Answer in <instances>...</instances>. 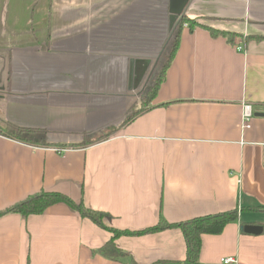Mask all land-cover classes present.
<instances>
[{
	"label": "crops",
	"instance_id": "crops-1",
	"mask_svg": "<svg viewBox=\"0 0 264 264\" xmlns=\"http://www.w3.org/2000/svg\"><path fill=\"white\" fill-rule=\"evenodd\" d=\"M178 4L0 0V123L44 132L29 142L0 133V211L41 190L82 199L119 230L236 210L220 233L202 236L199 261L264 264V0H187L181 14L233 35L175 28V53L144 106L142 84ZM110 237L62 202L25 218L6 213L0 264L185 257L179 228L120 235L117 259L97 253Z\"/></svg>",
	"mask_w": 264,
	"mask_h": 264
},
{
	"label": "trees",
	"instance_id": "trees-1",
	"mask_svg": "<svg viewBox=\"0 0 264 264\" xmlns=\"http://www.w3.org/2000/svg\"><path fill=\"white\" fill-rule=\"evenodd\" d=\"M184 21L187 23L189 28H193L195 26L205 28L206 30H208V32L212 36L220 35V36L230 37L233 35L232 32H226L224 30L215 29V28L206 26L204 24L198 23L196 19L186 17ZM183 24L184 22L180 23L179 27H177V30H179ZM177 42H178V32L176 33V36H175L174 46L168 56L166 63L164 64L162 68V73L160 77L158 78V81L155 83L153 87V91L151 95L154 94L159 83L163 79V71L165 67L168 65V63L171 61V58L173 57L175 53ZM141 112L142 110H139V109L136 110L135 112L130 114L125 120H123L120 126H124L128 124L129 122H131ZM0 133L6 136L12 137V138L19 139L22 142L24 141L29 142L31 136H35V134L42 136L44 132L36 131L33 129L22 128L12 123L3 122V123H0ZM109 135H111V132L98 135L93 140L84 141L79 144H74L73 146L76 147V146L85 145L87 143H91L94 141H99L101 139L109 137ZM31 143H35V142H31ZM40 143L45 144L43 141H40ZM58 202L67 204L70 208H72L74 211L80 214L81 217L91 220L98 227L111 233V237L102 246H100L97 249V253L103 255L104 257H108L112 259H117L119 256H122L124 254V252L120 250L115 245V242H114V240L120 235L135 236V235H140V234H145V233L157 232V231H161L163 229H168V228H179L182 232L184 242H185V247H186L185 257L180 262V264H202L199 261V253L201 249L202 236L204 234H218L222 231V229L228 222H232L237 219V211L232 210V211L219 212V213L211 214V215L200 216V217H196V218L186 220L184 222H179V223H167L164 219L160 218L156 224L143 228V229L119 230L111 226H107L104 223L103 218L108 216V214L102 211L87 207L84 204L82 199L80 201H74L67 195L62 194L60 192L45 191V190H41L35 194H32L26 197L25 199L10 206L9 208H6L5 210L0 211V216L6 213H18L22 217L25 218L29 215L41 214L49 206L55 203H58Z\"/></svg>",
	"mask_w": 264,
	"mask_h": 264
},
{
	"label": "rangeland",
	"instance_id": "rangeland-1",
	"mask_svg": "<svg viewBox=\"0 0 264 264\" xmlns=\"http://www.w3.org/2000/svg\"><path fill=\"white\" fill-rule=\"evenodd\" d=\"M184 19H186V16L183 14H180L176 17L174 27L171 30L167 31L164 35H162L161 44L157 47L158 49L152 56V65H150V69L146 72L140 92V94H144V106L147 105V100L151 97L153 87L158 81V78L162 73V68L166 63L168 56L174 46L176 36L175 28L179 27L180 23L182 22H184V24H187ZM103 221L105 222L104 218Z\"/></svg>",
	"mask_w": 264,
	"mask_h": 264
},
{
	"label": "water",
	"instance_id": "water-1",
	"mask_svg": "<svg viewBox=\"0 0 264 264\" xmlns=\"http://www.w3.org/2000/svg\"><path fill=\"white\" fill-rule=\"evenodd\" d=\"M187 0H179V4L174 10H171L170 18V25L171 27L175 24L176 17L180 15L183 11L184 5L186 4ZM243 231L249 234H259L262 232V226L258 225H244L242 227Z\"/></svg>",
	"mask_w": 264,
	"mask_h": 264
},
{
	"label": "built area",
	"instance_id": "built-area-1",
	"mask_svg": "<svg viewBox=\"0 0 264 264\" xmlns=\"http://www.w3.org/2000/svg\"><path fill=\"white\" fill-rule=\"evenodd\" d=\"M241 48H242L241 46H238L236 49L241 50ZM251 116H252V112H251L250 104L244 103L242 105V123H243L244 126L247 125V122H248V120L250 119ZM59 150L61 152H65V151H67V148H60ZM221 261L223 263L227 264V263L234 262V258H232V257L223 258V259H221Z\"/></svg>",
	"mask_w": 264,
	"mask_h": 264
}]
</instances>
